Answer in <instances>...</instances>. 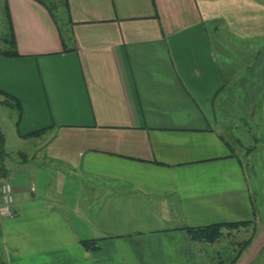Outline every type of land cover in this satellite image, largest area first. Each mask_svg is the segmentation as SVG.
Returning a JSON list of instances; mask_svg holds the SVG:
<instances>
[{"label": "crops", "instance_id": "obj_1", "mask_svg": "<svg viewBox=\"0 0 264 264\" xmlns=\"http://www.w3.org/2000/svg\"><path fill=\"white\" fill-rule=\"evenodd\" d=\"M68 2L64 45L43 5L7 0L20 56L0 89L64 186L13 185L5 264H230L184 228L252 221L243 263L262 185L235 133L264 116V0Z\"/></svg>", "mask_w": 264, "mask_h": 264}, {"label": "rangeland", "instance_id": "obj_2", "mask_svg": "<svg viewBox=\"0 0 264 264\" xmlns=\"http://www.w3.org/2000/svg\"><path fill=\"white\" fill-rule=\"evenodd\" d=\"M6 0H0V49H5L6 45L4 44L2 38L7 33V26L4 17V7ZM53 0H47L51 4ZM51 6V5H50ZM55 13L59 19V24L64 28L65 19H61L58 11L55 10ZM264 45V41H263ZM4 97L0 95V101H3ZM252 108L250 114L253 112ZM17 122V112L15 110L5 108L0 106V131L3 133L6 141V151L8 153V158L6 160V167L10 170V180L13 182V185H17L19 181L22 180V183L27 178H33L34 183L38 184L36 194L48 190V196L53 194V190L58 192L63 191V184L60 183V179L55 176H50V165L47 164L43 159V150L42 146L44 144V139L37 138H28L23 139L19 136L18 128L16 126ZM24 132V131H22ZM236 137L241 140L240 147L241 155L248 158V161L254 163L256 166V171H258V178L261 182V191L259 194V204L261 209V215L259 218V226L257 229L258 238L253 245V249L250 254H247L244 257V262L241 264H264V116L261 111H258L255 115L250 116L247 120V125H242V128L235 133ZM257 135V138L254 136ZM254 136V137H253ZM260 138H262L260 140ZM41 148V149H40ZM23 157V161H22ZM52 173V172H51ZM257 182V181H256ZM58 183V184H57ZM24 184V183H23ZM255 185V180H254ZM30 188V186H29ZM260 188V187H257ZM65 190H69L66 186ZM75 192V190H72ZM76 196H73L75 198ZM17 198V197H16ZM47 204L53 208L54 203L52 201L47 202ZM5 217L0 214V259L2 264H5V259L3 257V219ZM252 227V226H251ZM243 229V230H241ZM228 230V229H226ZM225 231V230H224ZM231 231V230H228ZM242 231V234L237 238V241H242L241 239L249 238L255 233V228H246L242 227L239 229ZM247 231L248 233H245ZM223 235L215 242H204L208 247H212L213 253L218 250L219 254L227 259V262L233 260L235 257V252L239 250L240 246L228 245L227 239ZM244 239V240H245ZM253 244V243H252ZM257 244V245H256ZM262 245V246H261ZM210 251L211 249L208 248Z\"/></svg>", "mask_w": 264, "mask_h": 264}, {"label": "trees", "instance_id": "obj_3", "mask_svg": "<svg viewBox=\"0 0 264 264\" xmlns=\"http://www.w3.org/2000/svg\"><path fill=\"white\" fill-rule=\"evenodd\" d=\"M41 5H43L51 14L54 22L59 25V30L61 34V38L63 41V44L65 45V35L67 37H70V31L68 30V26L71 23L70 20V6L68 0H53L51 1V4L47 2V0H35ZM51 5V6H50ZM55 10L58 11L60 14L61 19H65L64 28H62L59 24V19L55 13ZM4 19L7 26V33L2 38L4 44L6 45L5 49H0V56L9 57V58H16L19 57L20 54L18 52V46H17V39H16V33L14 29V24L12 22L11 17V11L10 7L7 3V0L5 1V7H4ZM64 34V37H63ZM0 95L4 97L3 101H0V106L9 108L12 110H15L17 112V122L16 126L19 130V125L21 123V119L23 116V105L22 102L8 94L5 93L0 89ZM47 129L37 131L34 133H31L29 135L22 136L23 138H33V137H40L42 136L43 132ZM8 158V153L6 151V141L3 133L0 131V186L1 184L7 180L10 179V170L6 167V160ZM23 161V157H22ZM24 162V161H23ZM253 223L251 222H237V223H224V224H215L210 225L206 227H187L184 228L190 237L199 242H210L213 243L217 241L222 235L224 230L228 229L231 231L239 230L242 227L252 226ZM255 228V227H253ZM255 238V233L251 235L248 239L244 240L239 244L240 248L237 251L234 259L230 264H237L244 252L250 247L252 244L253 239ZM82 246L88 250V251H94L98 249V241L94 240H84L81 241Z\"/></svg>", "mask_w": 264, "mask_h": 264}, {"label": "built area", "instance_id": "obj_4", "mask_svg": "<svg viewBox=\"0 0 264 264\" xmlns=\"http://www.w3.org/2000/svg\"><path fill=\"white\" fill-rule=\"evenodd\" d=\"M14 187L10 180H5L0 186V214L5 218H13L15 212Z\"/></svg>", "mask_w": 264, "mask_h": 264}]
</instances>
